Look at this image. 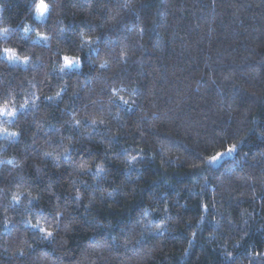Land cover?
<instances>
[{
	"label": "trees",
	"instance_id": "1",
	"mask_svg": "<svg viewBox=\"0 0 264 264\" xmlns=\"http://www.w3.org/2000/svg\"><path fill=\"white\" fill-rule=\"evenodd\" d=\"M47 2L0 0V264H264V0Z\"/></svg>",
	"mask_w": 264,
	"mask_h": 264
},
{
	"label": "snow or ice",
	"instance_id": "2",
	"mask_svg": "<svg viewBox=\"0 0 264 264\" xmlns=\"http://www.w3.org/2000/svg\"><path fill=\"white\" fill-rule=\"evenodd\" d=\"M41 2H42V4L44 5V12L41 13L40 17H43V16H45L46 14H49V13L52 11V8H51L50 4L47 2V0H41ZM36 4H37V0H36V3H35V6H36ZM26 31H27V29H26ZM41 35H42V34H41ZM82 40L84 41V43H90V42H91V38H90V37H87V36H82ZM10 50H11V49H7V48H5V49H4V52H5V53H9ZM8 58H9V57H8ZM13 58H14V57L9 58V59L11 60V59H13ZM24 59L26 60L27 58L25 57ZM62 59H63L64 67H65V68H71V67H73V66H75V65H79V64L81 63V58H80V57H76V56L64 55V56L62 57ZM102 67H103V66H102ZM62 70H63V69H62ZM49 99H50V98H49ZM78 123H79V121H77V124H78ZM6 131H7V129H4V132H6ZM16 135H18V134H16ZM237 148H238V145H237V144H230V145L227 147L226 152L217 151V152H215V154H212V155L208 156V158H207V159H208V162H209V163H215V162L219 161L220 159H222L224 155H226V154H227V155H230V154L236 152V151H237ZM133 159H135V157H133ZM80 167H81L82 169H85V168H86V166H85L84 164H82ZM99 170H101V169L98 168V171H99ZM79 195H80V194L77 193V197H78V198H79ZM17 199H18V198H17ZM204 207L206 208L207 205H204ZM33 227H35V225H33ZM40 231H41V232H45V233H46V236H47L48 238H51V237H53V235H54L52 231L47 230V229H44V228H41ZM227 255H228L229 258H231V256H232L231 253H228ZM253 255L256 256V257H259V256L261 255V253H260V252H255V253H253Z\"/></svg>",
	"mask_w": 264,
	"mask_h": 264
},
{
	"label": "clouds",
	"instance_id": "3",
	"mask_svg": "<svg viewBox=\"0 0 264 264\" xmlns=\"http://www.w3.org/2000/svg\"><path fill=\"white\" fill-rule=\"evenodd\" d=\"M44 12V5L42 4L41 0H37V4L35 6V13L40 16L41 13ZM9 31V28L8 27H0V33H5L7 34ZM16 56V53L14 50H10L9 51V58H12V57H15ZM25 58V57H24ZM22 58V59H24ZM0 131H4V129H0ZM16 132L15 131H12L11 132V135L13 136H16ZM98 168H102V165H98Z\"/></svg>",
	"mask_w": 264,
	"mask_h": 264
},
{
	"label": "rangeland",
	"instance_id": "4",
	"mask_svg": "<svg viewBox=\"0 0 264 264\" xmlns=\"http://www.w3.org/2000/svg\"><path fill=\"white\" fill-rule=\"evenodd\" d=\"M44 17V16H43ZM43 17H40L39 16V18H43ZM13 59H15V57L13 58ZM16 61V60H15ZM14 60H13V62H15ZM227 157H229V155H224L223 156V158L222 159H220L219 161H217V162H215V163H213V164H215V165H219L220 163H221V161H223L225 158H227Z\"/></svg>",
	"mask_w": 264,
	"mask_h": 264
}]
</instances>
